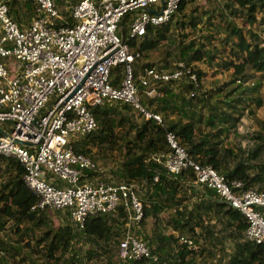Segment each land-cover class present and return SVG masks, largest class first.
Here are the masks:
<instances>
[{
    "label": "built area",
    "instance_id": "2783aa9c",
    "mask_svg": "<svg viewBox=\"0 0 264 264\" xmlns=\"http://www.w3.org/2000/svg\"><path fill=\"white\" fill-rule=\"evenodd\" d=\"M61 1L34 0L27 23L13 18L9 5L0 1V156L23 165L24 183L36 195L32 209L66 210L77 229L89 216L120 210L126 228L118 239L119 258L157 260L148 240L136 232L143 217L136 186L89 175L97 163L74 143L97 127L92 108L108 100L125 102L163 124L161 113L144 104L142 94L156 96L158 83L178 80L182 68L143 65L137 83L134 63L141 51L125 37L139 39L149 26L171 21L180 0H77L67 7L71 19ZM117 65L122 77L114 84ZM164 135L167 148L152 158L170 175L191 168L192 184L213 190L245 217L243 240L264 245V190L228 180L211 164L196 161L174 131L166 129ZM175 237L200 248L189 234Z\"/></svg>",
    "mask_w": 264,
    "mask_h": 264
},
{
    "label": "trees",
    "instance_id": "16d2710c",
    "mask_svg": "<svg viewBox=\"0 0 264 264\" xmlns=\"http://www.w3.org/2000/svg\"><path fill=\"white\" fill-rule=\"evenodd\" d=\"M4 1L9 5L13 18L19 19L17 0ZM190 1L192 0H180L178 11L182 12ZM233 1L237 3V7H230L232 0L225 2L230 14L243 15L249 24L256 20L258 11L264 13V0ZM33 5L34 0L25 2L27 13L31 15ZM66 14L67 18L71 19L69 14ZM197 18V15H191L187 21L177 19L175 25L188 24L196 27L199 22L196 21ZM170 26L171 21L159 26H149L139 39L125 37V40L145 56L152 48L157 47L162 39L168 38ZM225 27L227 32L223 40L226 42L231 38V56L220 58L217 64L225 70H231L229 81L209 90L204 89L202 78L205 72L194 62L206 60L212 63L217 54L210 48H205L204 42L190 39L184 43L181 39L177 62L171 67L158 66L167 69L182 68L181 77L178 80L158 83L159 94L154 97L142 94V102L161 113L163 124L142 117L125 102L108 100L92 108L97 127L74 143L76 150L90 154L91 147L112 146L117 143L118 138L123 139L124 158L120 165L103 179L125 180L132 182L138 192L143 190L144 195L148 196L149 205L142 200L141 223L150 215H159L167 204H174L175 213L170 219L167 218V222L173 223L172 229L189 233L200 244L199 250L179 243L171 232H155L148 238V244L152 253L158 256L157 260L142 257L123 261L119 258L118 251L115 254L112 248L113 243L118 246L119 234L125 222L120 210L116 214L89 216L84 228L80 230L73 229L69 223L50 225V217L45 210L31 208L36 202V195L24 183L23 165L13 158L0 156V230H4L9 221L10 226L14 228L11 240L0 236V264H85L101 255H106L104 264H197L195 254L203 255L205 250L212 252L208 243L209 240L212 243V238L217 237L214 229L218 222L221 223V232L234 240L233 252L225 264H264V245L243 240L246 220L237 209L217 197L213 198V190H208L203 198L189 206L184 202L186 197L178 195V191L181 192L184 188V179L190 180L193 177L192 169H184L172 176L152 158L153 154L167 148L164 133L169 129L176 133L180 144L187 148L196 161L211 164L228 180L240 179L246 187L264 190V165L258 166L250 162L260 154L264 143L258 142L243 159L233 152L232 147L223 145L222 137V133L229 127L237 126L243 114L240 108H248L249 113H254L249 99L254 101L256 106L263 104L259 87L264 79V41L253 30H249L252 37L248 39L243 28L232 20L228 21ZM179 61L182 65L178 64ZM164 63H168V60L164 59ZM143 65L154 63L135 62L134 75L137 83V75ZM121 67L122 65H117L112 70L111 81L114 84L121 80ZM250 72L255 75L252 76ZM253 77H256L255 82L244 85ZM139 87L142 90L141 85ZM252 92L256 93L252 95ZM135 113L139 114L140 119L135 117ZM260 124L264 128V119ZM262 136L259 135L264 140ZM230 158L235 159L233 164H230ZM87 171L89 175L100 174L97 170ZM156 174L158 178L155 180ZM111 175L114 178H111ZM196 226L201 229L195 231ZM25 236H28L32 243L24 242ZM80 238L84 240L83 253L72 245L73 240ZM200 240L204 241L203 245ZM172 242L177 243V248L168 259L162 252Z\"/></svg>",
    "mask_w": 264,
    "mask_h": 264
},
{
    "label": "rangeland",
    "instance_id": "374dc122",
    "mask_svg": "<svg viewBox=\"0 0 264 264\" xmlns=\"http://www.w3.org/2000/svg\"><path fill=\"white\" fill-rule=\"evenodd\" d=\"M26 1L27 0H17L19 9L18 16L20 21L23 23H27L29 18L32 16L31 13H27L28 9H26L25 7ZM75 1L77 0H62L60 2L62 12L66 14L68 5L72 4ZM225 2L226 0H192L188 2L183 11H178V13L171 20L170 35L168 36V38L162 39L158 46L152 48L147 53V55L144 56L141 53L139 62L154 63L156 67L160 65H168L167 67H171L175 62H177L178 51L181 46V39L184 43H187L190 39H194L195 41L199 40L205 43V48H210L213 53L217 54L214 57L212 63H209L206 60H197L194 62L197 67L201 68L205 72L202 78L203 88L209 90L229 81L231 79V70H225L217 64V61H219L220 58L225 57L226 55L231 56V38L226 40V42L223 40L224 37H226L227 30L225 26L227 22L232 20L236 25L242 27L243 31L246 32V36L248 37V39L252 37L250 31L253 30V32L257 33L259 37L264 41V13L258 11L256 14V20L253 23L249 24L247 22V19L244 18L243 15L239 16L238 14H230V10ZM230 7H237V3L232 0ZM191 15L198 16L196 21L199 22L197 23L196 27H191V25L188 24L186 26H180L179 24L175 25L177 19L187 21L189 20V16ZM209 23L213 24L210 25ZM164 59H167L168 63H164ZM250 73H252V76L255 75L254 72ZM255 80L256 77H253L244 85L252 84V81L255 82ZM255 93L256 92H252L251 94L254 95ZM259 93L261 94L263 104L261 106H256L255 102H251V100L248 98V102H250V107L254 109V113H249L248 108H240V110L243 111V114L240 116V119L237 122V126L235 128L229 127L228 130L222 133V137L224 138L223 145L232 147L233 152H236L239 157L242 156L243 159L248 156V152L252 151L258 142L264 143V140L259 137V135L262 134V137L264 138V128L260 124V122L264 119V79L262 80V85H260L259 87ZM135 117L137 119H140L139 114L137 113H135ZM119 133L122 134L121 131H119ZM90 155L96 161V170L100 173L96 176L100 178L107 177L109 175V172L115 170L124 158L123 139L118 138L117 143H114L112 146L104 145L101 147H91ZM230 161V164H233L235 162V159L230 158ZM250 162L258 164V166L264 165V147L261 149L260 154H257L255 157H253ZM257 169L259 170L258 167ZM111 178L114 177L111 175ZM178 195H184L186 197L184 199V202L189 206H192L196 201L199 200L198 195L194 189L186 191V189L183 188L181 192L178 191ZM175 209L176 206L174 204H167V206L161 211V213H159V215H150L145 218L144 223H141L139 227L136 228V232L144 239H148L155 232L165 231L166 233L171 232L173 235H175L178 230L172 229L173 223L167 222V218L170 219L171 217H173ZM45 211L48 217H50V225L69 223L71 224L73 229L78 230L77 226L73 224L69 215L66 213V210L58 211L48 209ZM10 223V221L7 222L5 224V229L2 231L0 230V236L8 238V240L12 239V235L14 232V228L10 226ZM219 226H221L220 222H218L217 226L214 229L215 236L217 237L212 238V243L210 242V240L208 243V245L211 246L212 252H208V250H205V254L203 255H201L200 253L195 254V261L197 264H225V262L228 260L229 255H231V252L233 250L232 245L224 242L225 240L230 239V236L225 235L223 231L221 232ZM125 228L126 225L124 223L119 235H121V232H123ZM195 229V231H198L201 228L200 226H196ZM181 233L187 232L182 231ZM26 241H30V238L28 236H25L24 238V242ZM30 243L32 242L30 241ZM200 243L201 245H203L204 241L200 240ZM176 244V242H172L171 245L166 249V252H169V254H171V252H174V250L177 248ZM72 245L75 248L78 247L79 250H82L80 253L84 252V240L82 238L76 241L73 240ZM112 248L114 249L113 252L117 254L116 244L113 243ZM105 256L106 255H101L93 261L85 262V264H104V260L106 259ZM171 260L172 258L170 259V261Z\"/></svg>",
    "mask_w": 264,
    "mask_h": 264
},
{
    "label": "crops",
    "instance_id": "0c3cea01",
    "mask_svg": "<svg viewBox=\"0 0 264 264\" xmlns=\"http://www.w3.org/2000/svg\"><path fill=\"white\" fill-rule=\"evenodd\" d=\"M21 22V21H20ZM183 183H184V188L186 189V191H188V190H190V189H194L195 191H196V193H197V195H198V199H201V198H203L204 197V195L206 194V192L207 191H205V190H203L202 188H200V187H198V186H196L195 184H192V183H190V180L189 179H184L183 180ZM139 193V196L141 197V199L143 200V201H145V203L147 204V205H149V203H148V200H147V195H144V192H143V190H141L140 192H138ZM176 233H179V232H176ZM176 235V234H175ZM174 235V236H175ZM220 236V235H219ZM225 243H228V244H231L232 245V247H233V245H234V240L230 237V239H227V240H225L224 241ZM169 247V246H168ZM167 247V248H168ZM166 248V249H167ZM166 249H165V251L164 252H162V253H164L163 254V256H166V258H168L169 257V255H172L173 254V252H171V254H169V252H166ZM232 252H233V250H232ZM231 252V253H232Z\"/></svg>",
    "mask_w": 264,
    "mask_h": 264
},
{
    "label": "clouds",
    "instance_id": "9594fccd",
    "mask_svg": "<svg viewBox=\"0 0 264 264\" xmlns=\"http://www.w3.org/2000/svg\"><path fill=\"white\" fill-rule=\"evenodd\" d=\"M17 20V19H16ZM18 21V20H17ZM29 22V21H28ZM93 158V157H92ZM96 176V175H95ZM172 176H175V175H172ZM103 179V178H102ZM192 179V178H191ZM191 179H190V183H191ZM105 180V179H104ZM208 190H211V189H207L206 191H208ZM139 194V193H138ZM215 197H217L215 194L213 195V198H215ZM141 198V197H140ZM217 199H219L218 197H217ZM143 202V201H142ZM57 210H61V209H57ZM40 211V210H39ZM67 213V212H66ZM68 214V213H67ZM106 214H116V213H106ZM69 215V214H68ZM142 220V219H141ZM125 223V222H124ZM141 223V222H140ZM140 225V224H139ZM78 230H80V229H78ZM179 233H181V232H179ZM187 234V233H186ZM175 237V236H174ZM148 240V239H147Z\"/></svg>",
    "mask_w": 264,
    "mask_h": 264
}]
</instances>
